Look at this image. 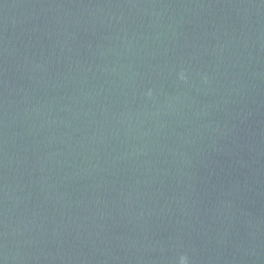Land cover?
Instances as JSON below:
<instances>
[{
  "label": "water",
  "instance_id": "1",
  "mask_svg": "<svg viewBox=\"0 0 264 264\" xmlns=\"http://www.w3.org/2000/svg\"><path fill=\"white\" fill-rule=\"evenodd\" d=\"M264 264V0H0V264Z\"/></svg>",
  "mask_w": 264,
  "mask_h": 264
},
{
  "label": "clouds",
  "instance_id": "2",
  "mask_svg": "<svg viewBox=\"0 0 264 264\" xmlns=\"http://www.w3.org/2000/svg\"><path fill=\"white\" fill-rule=\"evenodd\" d=\"M181 264H188V258H187V256H183L181 258Z\"/></svg>",
  "mask_w": 264,
  "mask_h": 264
}]
</instances>
